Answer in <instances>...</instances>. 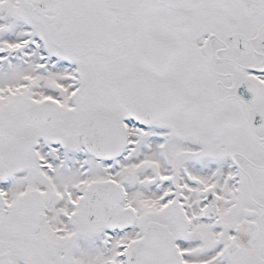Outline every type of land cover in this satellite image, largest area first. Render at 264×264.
<instances>
[{
    "label": "snow or ice",
    "instance_id": "obj_1",
    "mask_svg": "<svg viewBox=\"0 0 264 264\" xmlns=\"http://www.w3.org/2000/svg\"><path fill=\"white\" fill-rule=\"evenodd\" d=\"M0 264H264V0H0Z\"/></svg>",
    "mask_w": 264,
    "mask_h": 264
}]
</instances>
